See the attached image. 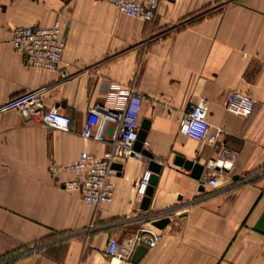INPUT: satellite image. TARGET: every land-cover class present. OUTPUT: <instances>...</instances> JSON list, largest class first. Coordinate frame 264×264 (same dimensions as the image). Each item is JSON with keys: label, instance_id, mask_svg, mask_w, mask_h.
<instances>
[{"label": "crops", "instance_id": "1", "mask_svg": "<svg viewBox=\"0 0 264 264\" xmlns=\"http://www.w3.org/2000/svg\"><path fill=\"white\" fill-rule=\"evenodd\" d=\"M56 23L66 38L60 69L25 64L11 27ZM130 86L160 170L143 208L135 184L148 157L124 159L112 200L95 206L62 186L72 171L53 176L50 165L83 151L101 158L114 126L95 140L82 122L95 103L123 105ZM39 87L45 107L72 122L49 128L0 111V264H122L105 253L108 239L143 227L159 238L128 264H264V0H160L152 22L107 0H0V104ZM230 90L254 98L250 115L225 109ZM201 99L211 129L224 130L215 144L178 131ZM178 157L202 165L199 176ZM208 161L223 169L212 168L215 187L201 180Z\"/></svg>", "mask_w": 264, "mask_h": 264}, {"label": "built area", "instance_id": "2", "mask_svg": "<svg viewBox=\"0 0 264 264\" xmlns=\"http://www.w3.org/2000/svg\"><path fill=\"white\" fill-rule=\"evenodd\" d=\"M117 9L130 16L140 17L146 22L155 19L160 0H107ZM10 43L13 49L31 67L59 70L66 48L65 30L56 23L43 25H14L10 29ZM44 87L28 90L15 95L0 104V111L16 110L26 119L41 123L49 128H68L72 119L57 107L46 108L42 95ZM126 101L118 107H108L103 104H93L82 122L81 134L85 138L95 140L106 139L105 128L111 124L115 128L114 135L109 142V148L101 158H95L83 151L77 161L65 165H50V172L57 176L59 170L67 169L74 173V178L63 183L68 190L79 191L82 199L89 204L99 205L112 200L114 183L112 178L117 169L114 163H120L128 157H145L141 150L135 149L140 129L139 111L142 96L134 86L124 89ZM255 100L249 94L230 90L226 94L225 109L233 114L248 116L252 113ZM208 104L205 99L190 105L179 121L178 131L195 139H205L215 144L219 135L223 134L222 127L211 129L207 119ZM148 141L142 142V149H146ZM149 158H145V168L135 184V197L142 201L150 186L152 171L149 169ZM217 162L208 161L207 172L201 177L211 186L217 185L216 172H222L219 167L214 172ZM159 234L149 228H139L124 237L112 236L108 239L105 253L122 264H128L139 245L152 247L156 244ZM63 264V263H59Z\"/></svg>", "mask_w": 264, "mask_h": 264}, {"label": "water", "instance_id": "3", "mask_svg": "<svg viewBox=\"0 0 264 264\" xmlns=\"http://www.w3.org/2000/svg\"><path fill=\"white\" fill-rule=\"evenodd\" d=\"M149 128V120L148 119H143L140 123V129L138 131V139L135 142V149L136 150H141V152L150 159L149 162V169L152 171V175H151V184L147 189V195L143 198L142 200V207L145 208L148 201H149V195L151 194L152 191V186L156 181V174L159 172L160 170V163H158L157 161H155L152 158V154L146 150V149H142V142L145 140L146 138V133L147 130ZM178 161L181 162L182 164H184L185 167L191 168L192 172L195 176H199L200 172L202 171V165L200 164H196L193 163L192 161L189 160H184L181 157H178ZM113 167L117 170H120L121 168V164L120 163H114ZM168 222L167 218L158 220V221H154L153 224L157 227H163L166 223ZM146 251V246L144 245H139L136 250L134 251L132 257H131V261L133 263L137 262L141 256L143 255V253Z\"/></svg>", "mask_w": 264, "mask_h": 264}]
</instances>
